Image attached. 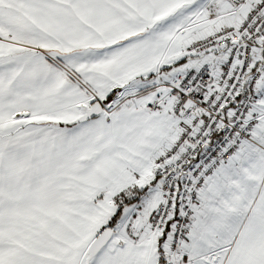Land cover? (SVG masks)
Returning a JSON list of instances; mask_svg holds the SVG:
<instances>
[{
    "label": "snow or ice",
    "instance_id": "6c2138e0",
    "mask_svg": "<svg viewBox=\"0 0 264 264\" xmlns=\"http://www.w3.org/2000/svg\"><path fill=\"white\" fill-rule=\"evenodd\" d=\"M0 264H264V0H0Z\"/></svg>",
    "mask_w": 264,
    "mask_h": 264
}]
</instances>
